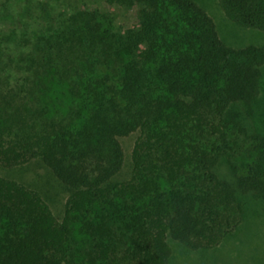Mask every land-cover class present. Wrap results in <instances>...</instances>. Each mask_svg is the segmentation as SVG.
Segmentation results:
<instances>
[{
    "label": "trees",
    "instance_id": "1",
    "mask_svg": "<svg viewBox=\"0 0 264 264\" xmlns=\"http://www.w3.org/2000/svg\"><path fill=\"white\" fill-rule=\"evenodd\" d=\"M111 2L138 17L114 50L95 11L0 38V167L40 161L69 192L59 219L41 192L0 176V264H167L170 240L213 248L239 226L238 192L264 201V137L232 182L217 145L232 107L261 93L264 46L227 45L195 0ZM219 3L264 30V0ZM5 41L32 45L24 66L9 69ZM135 132L128 158L121 138Z\"/></svg>",
    "mask_w": 264,
    "mask_h": 264
},
{
    "label": "rangeland",
    "instance_id": "2",
    "mask_svg": "<svg viewBox=\"0 0 264 264\" xmlns=\"http://www.w3.org/2000/svg\"><path fill=\"white\" fill-rule=\"evenodd\" d=\"M195 1L212 16L219 36L227 45L264 46V30L237 24L227 16L219 0ZM79 11H95L102 20L103 29L111 32L100 44L106 50H114L116 46L111 38L138 20L137 6L124 7L111 0H0V38L13 30L17 35L28 32L33 40L34 34L56 30ZM3 46L4 52L13 56L11 71L23 65L34 49L31 44L20 42L5 41ZM227 119L231 121L229 128L224 129L227 135L217 142L221 152L218 168L220 174L232 182L257 158L256 146L264 137V68L258 99L250 105L236 104ZM138 136L139 132H135L121 138L128 158ZM0 176L14 178L41 192L55 215L63 218L69 192L40 161L13 168L0 167ZM238 196L244 204L242 220L222 243L213 248L193 250L170 240L172 254L167 264H264V201L250 191H240Z\"/></svg>",
    "mask_w": 264,
    "mask_h": 264
}]
</instances>
